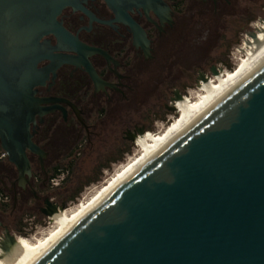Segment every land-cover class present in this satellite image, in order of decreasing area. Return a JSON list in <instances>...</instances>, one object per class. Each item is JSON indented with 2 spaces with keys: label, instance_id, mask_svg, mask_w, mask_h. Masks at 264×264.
I'll return each mask as SVG.
<instances>
[{
  "label": "water",
  "instance_id": "95a60500",
  "mask_svg": "<svg viewBox=\"0 0 264 264\" xmlns=\"http://www.w3.org/2000/svg\"><path fill=\"white\" fill-rule=\"evenodd\" d=\"M106 1L115 12L135 2ZM71 3L0 0V146L20 181L25 149L43 154L21 134L37 64L72 59L41 38L87 47L56 19ZM65 207L46 197L41 212ZM14 242L7 228L3 250ZM24 264H264V53Z\"/></svg>",
  "mask_w": 264,
  "mask_h": 264
},
{
  "label": "flooded vegetation",
  "instance_id": "af4514ba",
  "mask_svg": "<svg viewBox=\"0 0 264 264\" xmlns=\"http://www.w3.org/2000/svg\"><path fill=\"white\" fill-rule=\"evenodd\" d=\"M246 14V0H135L119 12L106 0H72L64 6L57 21L87 47L65 48L71 43L54 33L41 38L46 45L55 47L53 55H69L72 59L46 57L37 64L32 114L24 117L21 134L43 154L25 149L31 174L23 181L18 179V169L7 152L0 157V228L4 232L8 228L4 222V193L12 199L10 212L28 199L41 200L35 191L38 177H43V182L58 162L78 160L108 124L119 128L120 133L115 148L103 157L104 161L118 158L136 144L140 131L145 133L150 120L160 113L148 107L140 114V106L146 97L153 96V91H146L148 78L157 72L164 74V65L157 67V50L167 43L174 29L182 28L187 18L198 28L201 20L196 21L195 17L227 19L243 18ZM212 67L215 65L210 70ZM171 85V80L163 76L156 92L159 107L166 111H172L184 94L182 86ZM3 238L0 245L5 235Z\"/></svg>",
  "mask_w": 264,
  "mask_h": 264
},
{
  "label": "rangeland",
  "instance_id": "374dc122",
  "mask_svg": "<svg viewBox=\"0 0 264 264\" xmlns=\"http://www.w3.org/2000/svg\"><path fill=\"white\" fill-rule=\"evenodd\" d=\"M246 5L247 14L243 18L195 17L194 20H201L198 28L192 19L187 18V23L179 30L174 29L167 43L157 50L159 56L157 67L160 64L164 65L162 67L164 74L159 75L157 72L155 76L148 78L146 91H153V96L145 98V103L140 106V114L148 107L154 108L160 113L150 120L144 138L147 139L149 136L158 133L171 122L178 115L182 100H192L202 94L208 85L215 82L219 76L234 69L252 42L251 40L260 33L259 23L264 20V0H246ZM242 21L243 25L241 24ZM212 65H215L217 71L220 72L219 75L212 74L210 70ZM200 71L210 77L208 82L205 83L198 78ZM183 72L184 74L181 76ZM163 76L171 80V87L182 86L184 89L183 98L175 103L176 111H166L163 106L159 107L160 99L156 92ZM147 122L148 120L145 121V123ZM119 133V128L116 129L113 124H108L101 136L94 140L92 145H87L78 160L58 162L55 168L49 169L43 182H41L43 177H38L39 181L35 191L41 200L28 199L25 203L18 204L15 210L10 212L13 207L12 199L8 193L3 194V198L7 201L5 203L7 212L4 215V222L15 236L16 241L19 237H39L42 232L55 224L53 218L45 216L40 210L46 197L59 204L64 202L66 206L64 210L69 209L82 201L81 195L87 187L93 184L100 186L120 165L128 162L129 158L140 150V145L129 146L121 158L112 160L109 166L101 168L97 181L86 183L89 177L96 175L101 164L106 162L103 157L115 148L116 137ZM2 165H7V162H3ZM104 170L107 172L104 173ZM56 172L60 173L58 184H53L50 179ZM82 184H84L82 190L75 197H72L76 189ZM4 233V230L0 228V237L3 238ZM10 253H6L0 245V262Z\"/></svg>",
  "mask_w": 264,
  "mask_h": 264
},
{
  "label": "bare ground",
  "instance_id": "6f19581e",
  "mask_svg": "<svg viewBox=\"0 0 264 264\" xmlns=\"http://www.w3.org/2000/svg\"><path fill=\"white\" fill-rule=\"evenodd\" d=\"M258 29L260 30V33L251 40L252 42L246 49L243 57L239 59L234 69L219 76L215 82L208 85L207 89L202 94L196 96L192 100H182L183 102L179 107L178 115L158 133L149 136L147 139L144 138L145 133L141 134L140 137L136 139V144L140 145L141 148L129 158L128 162L120 165L115 172L109 176V178H107L100 186L95 187L78 204L67 210H59L50 216L53 218V221H55V224L45 232H42L39 237H19L17 241L15 239L13 245L9 246V249L6 251V253L11 252L10 255L3 258L0 264H24L27 260L33 257L64 231L71 223H73L130 169L160 145L187 119L196 114L203 106L240 75L253 61L260 57L264 53V20L259 23ZM219 74L220 72H217V74L213 75ZM209 78L210 77L207 75V78L203 81L206 83L209 81ZM12 247L14 248L10 251Z\"/></svg>",
  "mask_w": 264,
  "mask_h": 264
},
{
  "label": "built area",
  "instance_id": "2783aa9c",
  "mask_svg": "<svg viewBox=\"0 0 264 264\" xmlns=\"http://www.w3.org/2000/svg\"><path fill=\"white\" fill-rule=\"evenodd\" d=\"M146 133V132H145ZM6 155V152L0 147V157H3V156H5ZM108 170V169H107ZM107 170H104V173H106L107 172ZM59 174L60 173H56L55 175H52V177H51V182L53 183V184H58V176H59ZM98 185H91L90 187H87L86 189H85V191L82 193V195H81V200L82 199H84V197H86L87 196V194H89L91 191H92V189H94L95 187H97ZM1 239H2V237H0V241H1Z\"/></svg>",
  "mask_w": 264,
  "mask_h": 264
},
{
  "label": "trees",
  "instance_id": "16d2710c",
  "mask_svg": "<svg viewBox=\"0 0 264 264\" xmlns=\"http://www.w3.org/2000/svg\"><path fill=\"white\" fill-rule=\"evenodd\" d=\"M229 67H231V65H228ZM122 157V154L118 157V158H115V159H113V160H118L119 158H121ZM112 160H107L105 163H102L101 164V166L98 168V172L96 173V175L95 176H92V177H89L87 180H86V183H91V182H93V181H97L98 179H99V175H100V171H101V168L103 167V166H109V163L111 162ZM57 173V172H56ZM83 185L84 184H82V185H80L77 189H76V191H75V193L72 195V197H75L81 190H82V188H83Z\"/></svg>",
  "mask_w": 264,
  "mask_h": 264
}]
</instances>
